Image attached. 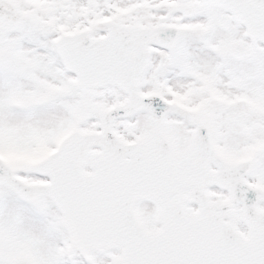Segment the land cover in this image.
Masks as SVG:
<instances>
[{
    "label": "snow or ice",
    "instance_id": "6c2138e0",
    "mask_svg": "<svg viewBox=\"0 0 264 264\" xmlns=\"http://www.w3.org/2000/svg\"><path fill=\"white\" fill-rule=\"evenodd\" d=\"M0 264H264V0H0Z\"/></svg>",
    "mask_w": 264,
    "mask_h": 264
}]
</instances>
